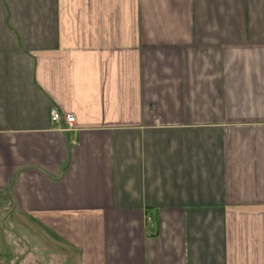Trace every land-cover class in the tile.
<instances>
[{
	"label": "crops",
	"instance_id": "0c3cea01",
	"mask_svg": "<svg viewBox=\"0 0 264 264\" xmlns=\"http://www.w3.org/2000/svg\"><path fill=\"white\" fill-rule=\"evenodd\" d=\"M22 226L49 256L4 238L0 264H264V0H0Z\"/></svg>",
	"mask_w": 264,
	"mask_h": 264
},
{
	"label": "rangeland",
	"instance_id": "374dc122",
	"mask_svg": "<svg viewBox=\"0 0 264 264\" xmlns=\"http://www.w3.org/2000/svg\"><path fill=\"white\" fill-rule=\"evenodd\" d=\"M26 227V226H25ZM17 235V236H16ZM19 235V236H18ZM40 232L37 229H32V230H27L24 228V226L20 227V228H16L15 232H7L4 230L0 229V254L4 253V254H13V250H15L16 246L11 245L10 248L9 247H5L4 244H2L4 238H10V244L11 239H13V241L16 242V245H18V247L25 249V245H24V241L22 239L25 240H31L32 243H34L33 245H35V247H31V251L33 256H36L38 258L44 259L43 257H48L49 255H45L46 252L42 251L45 247L44 246H40ZM51 249L53 250V248L51 247ZM46 250V248H45ZM27 251V248H26ZM27 254V253H25ZM14 256L17 255L20 257L19 253H14ZM68 256H65L64 258L66 259ZM70 259V258H69ZM45 260V259H44ZM36 264H40L39 262H37ZM42 264V263H41Z\"/></svg>",
	"mask_w": 264,
	"mask_h": 264
},
{
	"label": "built area",
	"instance_id": "2783aa9c",
	"mask_svg": "<svg viewBox=\"0 0 264 264\" xmlns=\"http://www.w3.org/2000/svg\"><path fill=\"white\" fill-rule=\"evenodd\" d=\"M50 120L53 123L63 122L64 128L70 129L74 125V116L72 114H60L57 109L52 107L49 111Z\"/></svg>",
	"mask_w": 264,
	"mask_h": 264
}]
</instances>
